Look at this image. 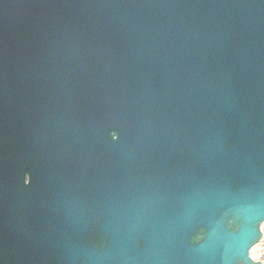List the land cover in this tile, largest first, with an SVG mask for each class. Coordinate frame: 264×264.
Returning a JSON list of instances; mask_svg holds the SVG:
<instances>
[{
	"label": "water",
	"instance_id": "water-1",
	"mask_svg": "<svg viewBox=\"0 0 264 264\" xmlns=\"http://www.w3.org/2000/svg\"><path fill=\"white\" fill-rule=\"evenodd\" d=\"M263 221L264 0H0V264H258Z\"/></svg>",
	"mask_w": 264,
	"mask_h": 264
},
{
	"label": "bare ground",
	"instance_id": "bare-ground-1",
	"mask_svg": "<svg viewBox=\"0 0 264 264\" xmlns=\"http://www.w3.org/2000/svg\"><path fill=\"white\" fill-rule=\"evenodd\" d=\"M260 232L262 234L261 241L254 249L251 251L250 256L254 262L264 264V224L260 227Z\"/></svg>",
	"mask_w": 264,
	"mask_h": 264
}]
</instances>
